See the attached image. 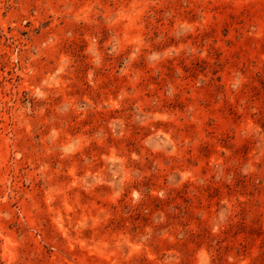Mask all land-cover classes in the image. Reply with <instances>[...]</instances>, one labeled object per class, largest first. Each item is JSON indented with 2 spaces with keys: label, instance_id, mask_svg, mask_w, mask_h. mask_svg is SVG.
Instances as JSON below:
<instances>
[{
  "label": "rangeland",
  "instance_id": "374dc122",
  "mask_svg": "<svg viewBox=\"0 0 264 264\" xmlns=\"http://www.w3.org/2000/svg\"><path fill=\"white\" fill-rule=\"evenodd\" d=\"M0 264H264V0H0Z\"/></svg>",
  "mask_w": 264,
  "mask_h": 264
}]
</instances>
